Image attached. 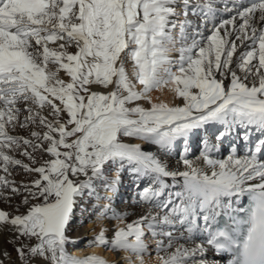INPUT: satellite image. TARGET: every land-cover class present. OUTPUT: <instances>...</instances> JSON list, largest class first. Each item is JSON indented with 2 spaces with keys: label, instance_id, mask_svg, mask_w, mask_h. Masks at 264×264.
Masks as SVG:
<instances>
[{
  "label": "snow or ice",
  "instance_id": "6c2138e0",
  "mask_svg": "<svg viewBox=\"0 0 264 264\" xmlns=\"http://www.w3.org/2000/svg\"><path fill=\"white\" fill-rule=\"evenodd\" d=\"M220 2L0 0V199L19 197L0 228L19 264H119L67 251L85 196L108 200L97 218L117 222L86 246L126 253L124 264H216L208 252L264 264V0H223L217 22ZM206 125L216 143L189 159ZM234 132L245 155L213 158ZM180 141L173 168L164 157ZM125 170L147 181L131 221L97 191L115 194Z\"/></svg>",
  "mask_w": 264,
  "mask_h": 264
},
{
  "label": "bare ground",
  "instance_id": "6f19581e",
  "mask_svg": "<svg viewBox=\"0 0 264 264\" xmlns=\"http://www.w3.org/2000/svg\"><path fill=\"white\" fill-rule=\"evenodd\" d=\"M224 3L223 0L217 5L221 9L220 14L217 17V22L219 19L228 18V14L223 12ZM229 6H231L229 4ZM210 26V25H209ZM169 55L172 58H176L178 55L176 52H170ZM153 99L155 100L157 97L161 101L164 102H179L174 101L171 93L168 92H158L154 91L151 93ZM219 127L216 125H206L204 128L197 129L194 133L189 137L188 141V158L192 160H196L199 157L201 150L204 147V141L207 140L209 143H216L215 135L218 133ZM23 134V133H21ZM133 143H142L138 140H133ZM147 148V145H143ZM233 146L236 148V154L238 156L245 155L247 151V146L245 142L240 138L239 134L234 132L229 136H226L223 142L219 145L218 150L214 149L211 155L216 159H224L233 151ZM184 143L180 141L177 143V146L173 150V152L164 157V159L169 163L170 167H176L177 161L179 160L180 154L184 151ZM153 151H156L155 147L152 148ZM19 158V157H18ZM182 169V165H180ZM109 180L115 178V169L108 171L106 173ZM17 182L22 179H26V176L20 171L17 170L13 172V177ZM167 182L172 184L173 181L170 178H167ZM147 184V181L139 182V187H137V182L134 178L129 175V173L125 170L120 174V184L118 185L117 191L115 194L109 191H105L102 186H97V191L101 196L107 197L112 196V206L115 207L118 211L128 212L127 220L131 221L136 218L138 214L142 212V208L139 204L136 203L138 199V192L143 189ZM122 190L127 191L126 194L122 193ZM178 190V189H177ZM19 197L13 199L11 204L0 199V209L14 212L15 208L18 206ZM109 203L108 200L101 199L96 200L94 198L89 200V197L85 196L82 200L79 201L78 206L75 210V215L73 217V221L69 226L67 235L74 241H76L75 247L71 244L67 245V251L71 255L75 256H83L85 254H99L103 256L110 262L119 261V264H124L123 257L126 256V253H120L119 257L114 255L111 251H106L97 247H87L86 244L89 240L92 239L94 235L100 230L101 227L112 229L117 226V222L115 220H107V219H98V213L103 206ZM96 205L97 207H93ZM23 211V208L20 209ZM94 215H91V214ZM202 223V222H201ZM111 236V231L107 233ZM12 239V234L8 230V226H3L0 228V253L7 251L10 253L12 260H5V264H19L17 259L16 252L14 251L15 245L13 243H9L8 241ZM26 243H28L26 241ZM207 257L209 260H214L218 264V260L211 255V252L207 253ZM3 257L0 256V259ZM146 258V264H156L155 256L153 255L151 259ZM35 264H43L42 261L37 260Z\"/></svg>",
  "mask_w": 264,
  "mask_h": 264
},
{
  "label": "rangeland",
  "instance_id": "374dc122",
  "mask_svg": "<svg viewBox=\"0 0 264 264\" xmlns=\"http://www.w3.org/2000/svg\"><path fill=\"white\" fill-rule=\"evenodd\" d=\"M122 193H123V194H126L127 191L125 192V190H122ZM91 215H94V214L92 213ZM145 259H146V258H145ZM216 264H217V262H216Z\"/></svg>",
  "mask_w": 264,
  "mask_h": 264
}]
</instances>
